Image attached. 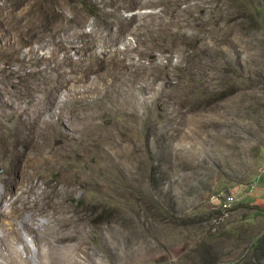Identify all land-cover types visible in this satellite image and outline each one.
Masks as SVG:
<instances>
[{"label":"rangeland","instance_id":"1","mask_svg":"<svg viewBox=\"0 0 264 264\" xmlns=\"http://www.w3.org/2000/svg\"><path fill=\"white\" fill-rule=\"evenodd\" d=\"M143 1L0 0V264L264 263V0Z\"/></svg>","mask_w":264,"mask_h":264},{"label":"bare ground","instance_id":"2","mask_svg":"<svg viewBox=\"0 0 264 264\" xmlns=\"http://www.w3.org/2000/svg\"><path fill=\"white\" fill-rule=\"evenodd\" d=\"M92 1H95L97 2V7L100 11H104L103 13L105 14V12H107L110 16H113L117 13V11H120L122 9H128V8H131L134 6V4L136 2H134V0H92ZM138 1V0H136ZM140 1V0H139ZM150 1V0H149ZM152 1V0H151ZM157 1V0H156ZM162 1V0H161ZM166 0H164L165 2ZM171 1V0H169ZM175 1V0H174ZM178 1V0H177ZM176 1V2H177ZM181 1V0H179ZM145 2V0L143 1V3ZM182 2V1H181ZM139 3V2H137ZM148 4V1L146 2ZM153 3V2H152ZM152 3H151V6H152ZM156 3V2H155ZM167 3V2H165ZM156 5V4H155ZM158 5V4H157ZM136 6V5H135ZM140 6H144L143 4L142 5H139L138 7L141 8ZM150 6V5H149ZM154 6V5H153ZM145 7V6H144ZM133 9V8H132ZM12 223V222H11ZM17 228V227H15ZM15 228L11 225V230L12 232L13 231H16ZM11 232V231H10ZM11 232V233H12ZM14 233V232H13ZM19 233V232H18ZM17 235V234H16ZM17 237V236H16ZM15 238V237H14ZM62 238V237H61ZM67 237H64V239H66ZM59 239V238H58ZM13 242V241H12ZM16 260V259H15ZM14 260V261H15ZM13 261V260H12ZM11 261V262H12ZM18 261V260H17ZM16 261V262H17ZM13 263V262H12ZM11 264V263H10ZM15 264V263H13ZM17 264V263H16Z\"/></svg>","mask_w":264,"mask_h":264},{"label":"built area","instance_id":"3","mask_svg":"<svg viewBox=\"0 0 264 264\" xmlns=\"http://www.w3.org/2000/svg\"><path fill=\"white\" fill-rule=\"evenodd\" d=\"M235 201V198L233 196L228 197L222 204L224 208H229L232 203Z\"/></svg>","mask_w":264,"mask_h":264},{"label":"trees","instance_id":"4","mask_svg":"<svg viewBox=\"0 0 264 264\" xmlns=\"http://www.w3.org/2000/svg\"><path fill=\"white\" fill-rule=\"evenodd\" d=\"M262 242H264V240H261V243H262ZM254 264H264V263H263L262 260L259 258L258 261H257L256 263H254Z\"/></svg>","mask_w":264,"mask_h":264}]
</instances>
